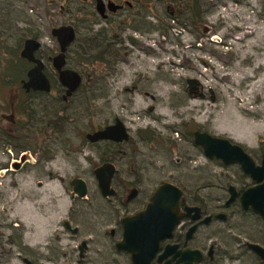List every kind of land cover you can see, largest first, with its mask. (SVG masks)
<instances>
[{"label":"rangeland","instance_id":"obj_1","mask_svg":"<svg viewBox=\"0 0 264 264\" xmlns=\"http://www.w3.org/2000/svg\"><path fill=\"white\" fill-rule=\"evenodd\" d=\"M190 1L189 10L183 14L171 17L164 8L154 17L148 15L140 25L130 24L141 29L129 32L140 40L141 49H131L133 55L125 58L116 74L94 75V81L99 78L94 85L97 97L90 100L89 89H83L87 100L84 98L79 107L81 117L76 129L83 136L120 118L130 129L132 145L130 157L119 163L120 176L141 182V200L148 199L160 183L172 182L217 213L229 196L228 186L240 193L253 185L252 180L238 165L225 166L207 159L191 143L189 135L200 129L229 139L260 163L264 152V0ZM85 7L84 0H0V97L4 107L8 108L15 85L14 77L4 71L20 75L25 69L26 64L16 59L14 51L27 37L39 38L43 51L53 56L59 48L51 29L71 25L77 39L69 51V65L95 73V61H90L95 53L86 51L81 55L78 50L86 34L82 20L89 18ZM203 28L208 33L204 34ZM172 62L178 66L175 68ZM188 78L200 81L204 98L188 95ZM162 82L170 86L172 93L162 92ZM164 102L169 106L164 107ZM239 107L256 113L241 120L236 115ZM41 115L43 112L36 110L35 117ZM183 134H188L189 142ZM65 135L69 137L59 145L51 144V155L55 157L51 171L58 172L66 182L82 178L88 184L87 198H100L92 169L100 163L106 148L84 147L82 154L74 156L69 149L76 144L74 134ZM66 139L70 141L65 143ZM5 149L3 146L4 153ZM8 160L0 154V224L6 236L14 228V239L26 246L24 250L14 247L10 260L12 264H23L21 258L34 257L36 251L42 258L46 253L44 245L55 232H61L59 223L69 206V189L58 190L57 182L47 178H43L47 184L44 190L36 189L34 184L30 188L27 183L31 181L23 182L20 176L14 187V178L3 173ZM32 196L34 200H28ZM221 213L226 214V220H215L201 228L193 244L205 248L214 245L212 264H264L245 246L257 243L264 247V221L250 210H243L238 201ZM65 252L69 258L70 252ZM72 257L77 260V253ZM88 261L86 264L104 262L93 253L88 255Z\"/></svg>","mask_w":264,"mask_h":264},{"label":"flooded vegetation","instance_id":"obj_2","mask_svg":"<svg viewBox=\"0 0 264 264\" xmlns=\"http://www.w3.org/2000/svg\"><path fill=\"white\" fill-rule=\"evenodd\" d=\"M84 6H86L84 10L87 11L89 18L82 20L85 23L83 30L86 34L85 38L82 39V44H79L78 50L81 52V55L83 52L85 54L86 51H91V54L95 53V55L90 56V61H95L93 64L95 73L86 69L78 70L69 65V51L77 39V31L74 27L75 39L66 49L65 64L62 67L63 69L74 70L80 76V83L73 89H70L68 85L61 82L58 71L53 66L52 60L59 54V50L53 56L47 55L43 51V44L40 39L36 37L23 39L21 46H17L14 51L16 59H21L26 64L22 73L20 75H12L11 72L4 71L5 74L14 77L15 85L13 90H11L8 108L3 106L4 104L0 97V154H5L9 159L3 165L5 166L3 173H8L7 175L14 178V187L18 186L20 176V180L23 182L25 180L31 181L30 183L26 181L27 186H30V188L34 184L36 189L44 190L47 184L43 181V178H47L49 181L55 180L57 182L55 186L58 190L69 189V206L64 213V219L59 223L60 229H62L61 232H55L44 245L43 249L46 253L44 254L43 252L42 258L39 257L40 252L36 251L34 257H22L21 260L23 264H86L89 262L88 255L93 253L103 258V264H133V259L143 264V258L141 256L136 257L139 253V248H134V254L130 250L120 248V244L123 242V221L145 210L155 190L163 183H170L178 187L183 193L179 204V213L187 214L185 207L198 208V211L193 210L190 212L189 217L179 220L170 239H164L160 242L157 252L150 260V264H176L179 255L175 257V253L185 250H196L200 253V261L192 264H212L216 255L214 245H209L205 248L195 246L193 241L201 228L209 227L215 220H218L217 216L224 214L221 211L226 210V208L238 201V198L233 203L226 205L227 198L224 205L217 208V213H212L210 206L204 201L186 195L187 192L184 187L172 182H162L157 185L148 199L144 198L141 200V191L138 188L141 182H130L120 176L119 163L125 158L130 157L132 148L130 129L126 127L124 122L120 118H115L111 123L91 130V132H87L83 136L76 129L80 116L79 107L83 105L82 103L85 98L83 89H89L88 92L91 94L90 100L97 97V95H94V85L97 84L96 82L99 78H96V81H94V75L98 74L99 76L102 72L110 75L116 74L125 58L132 54L131 49H141L140 45L142 44H140V40L129 34L131 30L137 33L141 29L137 27L132 28L130 24L138 23L140 25L142 22H145L148 15L154 17L156 13H159V9L164 8L171 17L176 14H183L189 10L191 1L84 0ZM27 39L38 41L40 44L38 49L33 52V57L42 62V74H44L48 81V90L34 89L32 87L26 88L23 86L24 82L28 80L29 69L36 64L20 56L24 42ZM88 44L90 48H87ZM105 55L107 58H105ZM77 57L79 58L78 55ZM2 73V70H0V88L3 78ZM187 91L188 95L192 98L205 97V91L201 85L192 91L188 88ZM85 100L87 99L85 98ZM36 110H41L43 115L35 117ZM116 121H119L123 125L124 131L127 133L126 139L122 141L101 140L92 142L87 138L89 134L101 131L107 126L115 125ZM66 132L75 135L73 137L76 139V144L72 150L69 148L71 152L75 153L74 156L82 154L84 147L98 149L99 145H101L103 148H106L107 151L102 156V160L99 164H94L92 169V176L100 198H87L89 193L88 184L82 178L73 177L69 182H66L65 178L60 176L58 172L53 173L51 171L50 164L55 159L52 156L53 154L51 155V144L59 145L58 143L63 138L69 137V135H65ZM195 132H207L195 129L189 135L191 143L202 150L200 146L194 144ZM187 136L182 135L189 142L190 139ZM68 141L70 139L64 140L65 143ZM140 141L144 142L143 140ZM3 146L7 147L5 153ZM62 148L64 151H68L65 147ZM262 155L260 163L251 157L256 165L261 164ZM206 158L220 161L216 158ZM179 162L177 160V163ZM104 164L112 165L115 171L111 180V188L114 194L107 198L101 195L94 176V171ZM3 166L1 164V167ZM1 170L2 168H0V172ZM54 174L56 175L54 176ZM75 179H82L86 182L87 194L84 198H78L72 192V181ZM252 183L254 185V182ZM241 193L242 191L240 193L237 191L238 195ZM29 198L28 200H34V196ZM91 215L97 216L99 220H92L89 218L92 217ZM196 215H198V218L192 220L191 217ZM207 218H209L208 223H202ZM225 220L218 221L224 222ZM194 225H196V229L191 237L187 239V232ZM93 229H96V232H93ZM14 238V228L12 229V234L6 236L3 232V225L0 224V264H12L10 260L14 247H18L21 250L25 249L26 246L18 243L17 239ZM167 246H177V248L173 253L161 257ZM245 246L247 248V243ZM36 247L39 248V246ZM65 250L70 252L71 256L69 258ZM73 253H77V260L73 259ZM258 259L261 262L264 261L260 258Z\"/></svg>","mask_w":264,"mask_h":264},{"label":"water","instance_id":"obj_3","mask_svg":"<svg viewBox=\"0 0 264 264\" xmlns=\"http://www.w3.org/2000/svg\"><path fill=\"white\" fill-rule=\"evenodd\" d=\"M203 33H208V29L203 28ZM51 35L56 38L59 45V54L52 60L53 66L58 71L61 82L73 89L80 83V76L74 70L63 69L62 67L65 64L66 49L75 39V31L71 25H63L53 28ZM39 45L38 41L31 39L24 42L20 56L36 64L29 69L28 80L24 82L23 86L48 90V81L42 74V62L33 57V52L38 49ZM186 83L190 91L195 90L201 84L196 78H188ZM116 122L115 125L107 126L101 131L87 135V138L92 142L101 140L122 141L126 139L127 133L124 131L123 125L119 121ZM194 144L200 146L204 155L208 158H216L225 166H240L242 172L250 177L254 185L242 191L240 195L237 194L235 187L229 186V197L225 203L229 205L238 198L239 205L243 210H250L264 221V153L261 164L256 165L251 156L240 145L229 139L212 136L208 133L195 132ZM114 172V168L110 164H104L94 171L98 189L105 198L114 194L111 188ZM72 187V192L78 198L86 196L87 185L82 179L73 180ZM182 195V191L170 183L160 185L153 193L145 210L133 217L124 219L123 242L120 244V248L130 250L132 254H134V248H139L136 257L141 256L143 264H150V260L157 252L160 242L164 239H170L179 220L189 217L190 212L193 210L198 211V208L185 207L187 214H180L179 204ZM197 218L198 215L191 217L192 220ZM217 219L225 220L226 215L220 214ZM208 221L209 218L202 223L206 224ZM195 229L196 225L189 229L187 239L191 237ZM176 248L177 246H167L161 257L173 253ZM247 248L258 258L264 260V248L262 246L256 243H247ZM178 255L179 259L176 264H192L199 262L201 258L200 253L196 250L176 252L175 257ZM133 264L142 263L133 259Z\"/></svg>","mask_w":264,"mask_h":264},{"label":"bare ground","instance_id":"obj_4","mask_svg":"<svg viewBox=\"0 0 264 264\" xmlns=\"http://www.w3.org/2000/svg\"><path fill=\"white\" fill-rule=\"evenodd\" d=\"M18 10V9H17ZM142 61L143 62H147V59H142ZM151 62H153V63H155V61H151ZM152 64V63H151ZM172 64H174V66H175V68L178 66V64L177 63H175V62H172ZM171 79H172V77H171ZM173 81V80H172ZM176 82V81H175ZM262 82L264 83V79L262 80ZM160 85V84H159ZM161 87H163V89L161 88ZM161 89H162V92L163 93H167V92H171L172 93V90L170 89V91H169V87L170 86H168L166 83H164V82H162L161 83ZM165 95V94H164ZM164 95H162L163 97H164ZM163 100V99H162ZM167 102H168V100H167ZM167 102H164L163 103V105H164V107H167V106H169L168 104H167ZM169 103V102H168ZM166 104H167V106H166ZM237 114L236 115H238V117L239 118H241V120H244V118L246 117V116H253L256 112L255 111H253V110H249V111H246L245 110V108H242V107H239L237 110ZM240 114H243V115H245V116H240Z\"/></svg>","mask_w":264,"mask_h":264}]
</instances>
